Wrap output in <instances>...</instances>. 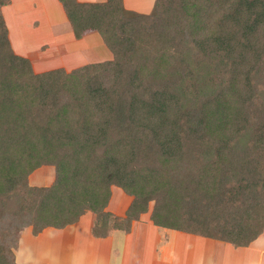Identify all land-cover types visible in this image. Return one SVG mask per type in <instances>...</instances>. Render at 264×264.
Listing matches in <instances>:
<instances>
[{"label":"trees","instance_id":"1","mask_svg":"<svg viewBox=\"0 0 264 264\" xmlns=\"http://www.w3.org/2000/svg\"><path fill=\"white\" fill-rule=\"evenodd\" d=\"M8 0H0V6ZM111 58L33 72L0 13V264L19 231L153 225L246 246L264 229V0H58ZM52 166L48 186L27 176ZM111 186L131 197L105 209Z\"/></svg>","mask_w":264,"mask_h":264},{"label":"crops","instance_id":"2","mask_svg":"<svg viewBox=\"0 0 264 264\" xmlns=\"http://www.w3.org/2000/svg\"><path fill=\"white\" fill-rule=\"evenodd\" d=\"M74 1L103 2L104 0ZM154 2L155 0H121V5L125 11L148 14L152 11ZM0 13L11 48L15 53L24 54L27 58L29 56L24 50L25 47L20 45V42L23 44L26 40L24 37L21 38L22 34L42 32L44 38L37 44L46 37L52 40L51 43L59 44L66 39L65 37L80 40L85 36H92L95 32L85 30L79 38H75L58 0H8L0 6ZM24 20L27 21L25 24ZM13 37L18 40L21 38L18 43L19 48L13 47ZM113 187L115 186H111L105 209L115 214L118 210H122L119 216H123L131 197L118 188L124 195H117V201L110 206ZM121 196L124 199H120ZM150 207L149 205L147 212L139 214L136 220L131 221L127 232L113 229L104 237L91 235L92 214L89 211L80 215L72 224L63 228L45 227L36 235L31 234L30 227H25L19 231L15 248L11 249L13 262L14 264H173L174 258L169 262L167 258L169 254L163 253L165 248L169 249L167 245L174 244V240L170 243L171 240L168 239L174 236V239L177 238L180 242L185 241L184 237H192L212 243L200 252L183 250V260L180 259L181 253L178 252L174 264H264V229L246 246L233 247L221 240L192 236L185 232L155 226L149 219ZM159 238L162 239V243L156 244ZM198 247L197 245L195 248Z\"/></svg>","mask_w":264,"mask_h":264},{"label":"rangeland","instance_id":"3","mask_svg":"<svg viewBox=\"0 0 264 264\" xmlns=\"http://www.w3.org/2000/svg\"><path fill=\"white\" fill-rule=\"evenodd\" d=\"M23 22L25 24L27 21L24 20ZM44 25H45V21H44ZM66 25L68 28V24ZM23 37L24 39L26 38L25 40L26 42L24 41V43L21 44L20 39ZM21 38H19L18 40V38L13 37V43H12L13 47L19 48L18 43L20 42V45L23 46V48L25 47L24 50L28 54L30 59L27 58L24 54L17 52L15 53V51L12 48L11 49L15 54L26 57L30 63L32 71L35 73L47 71L54 68H63L64 70H71L75 67H78L86 63L99 62L111 58V53L108 51L101 37L98 35L96 31L92 34V36L88 35L80 40H72L69 39L68 37H65L66 39L61 41L59 44L51 43L52 40L48 39L47 37L41 43L37 44L39 40L44 38V34L42 32H40L39 34L38 33L36 34L30 33L27 35L22 34ZM53 178H54L53 167L49 165H42L34 169L27 176L26 181L27 184L30 186H48L53 181ZM111 191L113 198L109 203L110 206L111 204H114L115 201H117V195L120 196V194L121 195L123 194L116 187H113ZM121 198L124 199L122 196L120 197V199ZM149 205H151V202ZM112 208L118 209L116 207H112ZM121 212L122 210H118L116 212L117 214L113 212L111 213L119 216ZM192 236H196V235H192ZM168 239L171 240L170 243H172L174 240V244L167 245V248L169 249L167 250L165 248L164 249L165 253L163 254L165 255L169 254V256H167L169 262L172 261L174 258V260L172 261L173 264L178 258V254H177L178 252L181 253L180 259L183 260V250L185 251L198 250L200 252L204 248L207 249L210 246V244L212 245V243L204 242V240H201L199 238H197L199 240H196V238H192V237L191 238L184 237L185 241L182 242H180L177 238L174 239V236H171ZM159 243H162L161 238L157 239L156 244ZM197 245L199 247L195 248Z\"/></svg>","mask_w":264,"mask_h":264}]
</instances>
